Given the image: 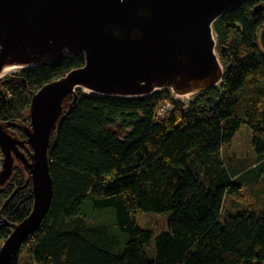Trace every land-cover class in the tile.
Instances as JSON below:
<instances>
[{"label": "trees", "instance_id": "trees-1", "mask_svg": "<svg viewBox=\"0 0 264 264\" xmlns=\"http://www.w3.org/2000/svg\"><path fill=\"white\" fill-rule=\"evenodd\" d=\"M263 23L264 0L216 20L224 76L186 106L165 88L129 99L77 90L49 146L51 206L18 264H264V206L258 214L224 212L227 198L240 201L242 188L249 193L264 179ZM84 62L80 53L64 55L0 82V123L27 126L32 95ZM243 126L258 165L240 171L222 150ZM13 172L0 190V216L12 225L33 208L26 171ZM137 213H168L167 226L144 230ZM101 214L109 220L91 221ZM10 232L0 229V242Z\"/></svg>", "mask_w": 264, "mask_h": 264}, {"label": "water", "instance_id": "water-1", "mask_svg": "<svg viewBox=\"0 0 264 264\" xmlns=\"http://www.w3.org/2000/svg\"><path fill=\"white\" fill-rule=\"evenodd\" d=\"M245 1L0 0V74L57 63L75 53L85 59L82 67L32 95L27 126L0 123V188L17 163L27 172L23 187L31 183L33 196V208L22 222L1 219L0 228L11 232L0 247V264H17L22 244L51 206L49 146L77 90L129 99L164 88L177 97L215 88L224 75L213 24ZM260 30L264 51V23ZM10 128L26 139H17Z\"/></svg>", "mask_w": 264, "mask_h": 264}, {"label": "rangeland", "instance_id": "rangeland-1", "mask_svg": "<svg viewBox=\"0 0 264 264\" xmlns=\"http://www.w3.org/2000/svg\"><path fill=\"white\" fill-rule=\"evenodd\" d=\"M18 72H15V73L18 74ZM11 75H13L12 77H14L15 74H11ZM8 77H11L10 74L7 75L6 77L0 78V82L6 80ZM199 93L200 92H197V93H194L193 95H188L183 98L177 97L174 94H172V96H173V99H175V101L180 102L183 106L184 105L186 106ZM9 131L15 133L17 139L21 141L20 136H19L20 133L17 130L10 128ZM222 152H223L224 161L226 163L231 161L234 166L233 168H237L240 171L249 170V169H252V167H255L258 165L257 158L253 154V151H251V131L244 126L240 128V131L237 132L236 136L234 137L233 141L229 144V146H226L223 148ZM26 176H27V173H26ZM10 181L11 179L8 181V183ZM235 181L236 179H234V182ZM259 183H260L259 188H254L249 193H247L249 188H246V187L242 188L243 195L241 196L240 201H237L234 198L233 199L227 198L224 203V212L230 215L236 214V213H242L243 211L249 212L250 214H258V212L264 206V179L260 180ZM253 192H255L256 195H254ZM106 212H109V211H106ZM164 215L169 216L168 213ZM164 215H159V214L154 215L150 213H145V214L137 213L134 215L133 220L136 221L137 224L142 229L144 230L148 229V230H151L152 232L159 233L162 230H164L167 226V220H166L167 217ZM108 220H109V216L107 214H101V216L91 218L92 222H101V221H108ZM3 243L4 241L0 242V247L3 245ZM22 261L24 262L26 260L22 258Z\"/></svg>", "mask_w": 264, "mask_h": 264}, {"label": "bare ground", "instance_id": "bare-ground-1", "mask_svg": "<svg viewBox=\"0 0 264 264\" xmlns=\"http://www.w3.org/2000/svg\"><path fill=\"white\" fill-rule=\"evenodd\" d=\"M15 72H18V69L9 68V69L3 71V72L0 74V78H2V77H6L7 75H9V74H13V73H15ZM188 95H191V94H186V95L178 96V97L183 98V97H186V96H188ZM0 201H1V199H0Z\"/></svg>", "mask_w": 264, "mask_h": 264}, {"label": "clouds", "instance_id": "clouds-1", "mask_svg": "<svg viewBox=\"0 0 264 264\" xmlns=\"http://www.w3.org/2000/svg\"><path fill=\"white\" fill-rule=\"evenodd\" d=\"M172 93H173V92H172ZM21 140H22V139H21ZM0 151H1V150H0ZM23 152H24V151H23ZM24 153H25L26 157H28L27 152H24ZM1 154H2V153H1ZM16 165H20V164H17V163H16ZM1 170H2V169H1ZM1 170H0V171H1ZM0 173H1V172H0ZM26 173H27V172H26ZM27 177H28V175H27ZM1 188H3V187H1ZM1 188H0V190H1ZM1 219H4V218L0 216V221H1ZM4 220H5V219H4ZM4 227H5V226H4ZM0 229H3V228H0ZM10 230H11V229H10ZM17 259H18V258H17ZM18 260H19V259H18ZM17 263H18V261H17Z\"/></svg>", "mask_w": 264, "mask_h": 264}, {"label": "built area", "instance_id": "built-area-1", "mask_svg": "<svg viewBox=\"0 0 264 264\" xmlns=\"http://www.w3.org/2000/svg\"><path fill=\"white\" fill-rule=\"evenodd\" d=\"M2 164H3L2 154H1V151H0V170L2 169ZM0 224H1V221H0Z\"/></svg>", "mask_w": 264, "mask_h": 264}, {"label": "flooded vegetation", "instance_id": "flooded-vegetation-1", "mask_svg": "<svg viewBox=\"0 0 264 264\" xmlns=\"http://www.w3.org/2000/svg\"><path fill=\"white\" fill-rule=\"evenodd\" d=\"M22 150V149H21ZM25 152V150H23Z\"/></svg>", "mask_w": 264, "mask_h": 264}, {"label": "crops", "instance_id": "crops-1", "mask_svg": "<svg viewBox=\"0 0 264 264\" xmlns=\"http://www.w3.org/2000/svg\"><path fill=\"white\" fill-rule=\"evenodd\" d=\"M18 264V263H17Z\"/></svg>", "mask_w": 264, "mask_h": 264}]
</instances>
